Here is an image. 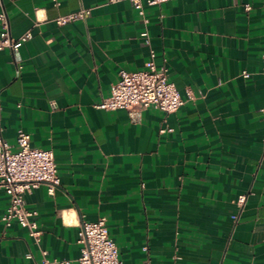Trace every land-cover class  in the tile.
Returning a JSON list of instances; mask_svg holds the SVG:
<instances>
[{
	"label": "crops",
	"instance_id": "obj_1",
	"mask_svg": "<svg viewBox=\"0 0 264 264\" xmlns=\"http://www.w3.org/2000/svg\"><path fill=\"white\" fill-rule=\"evenodd\" d=\"M59 1L0 0L12 37L33 33L0 50V129L13 147L24 129L53 149L61 180L24 197L48 258L77 264L80 225L106 217L124 264H264V0H169L145 5L147 22L129 0ZM81 7L85 19L56 23ZM151 49L180 109L134 121L99 108ZM9 203L0 190V264H42L28 229L6 226Z\"/></svg>",
	"mask_w": 264,
	"mask_h": 264
},
{
	"label": "built area",
	"instance_id": "obj_2",
	"mask_svg": "<svg viewBox=\"0 0 264 264\" xmlns=\"http://www.w3.org/2000/svg\"><path fill=\"white\" fill-rule=\"evenodd\" d=\"M121 0H109L118 2ZM145 22L148 21L145 5H160L169 0H129ZM55 5H60L59 0H53ZM91 14V9L81 7L77 11L58 16L55 21L65 25L80 19H85ZM0 50L10 49L16 53L33 33L27 31L15 38L10 33L5 12L0 13ZM141 36L149 43V32L144 31ZM264 61V53L262 55ZM156 52L151 49L150 59L144 69L129 71L122 69L120 78L111 86V95L97 106L103 109H126L130 117L137 121L142 112L154 107L170 114L175 113L185 103L180 91L167 77L166 67L156 63ZM22 68V65L19 66ZM264 70V68H263ZM245 78L250 76L248 71H243ZM53 106L56 103L53 102ZM264 113V107L261 109ZM173 131V128H162L161 132ZM45 184L48 192L55 194L61 185L58 175L55 152L53 149H44L31 145V134L24 129L17 133L16 146H12L3 137L0 129V190H5L10 196V203L3 220L10 226L14 220L27 228L34 243L40 248L42 264H71L70 260L48 258V251L41 248L42 230L36 220L37 212L28 209L25 205V194L32 189ZM247 201V194H240L236 204L238 212L233 215L237 222ZM78 243L80 255L77 264H124L119 256V249L114 239L109 234L106 217H99L94 221H84L80 225ZM143 264H155L150 258ZM178 264V263H176Z\"/></svg>",
	"mask_w": 264,
	"mask_h": 264
}]
</instances>
